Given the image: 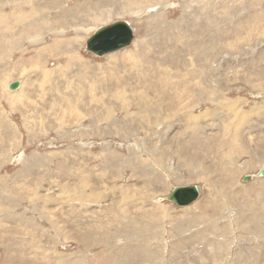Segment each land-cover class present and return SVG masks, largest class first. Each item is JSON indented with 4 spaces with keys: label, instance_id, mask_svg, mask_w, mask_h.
<instances>
[{
    "label": "rangeland",
    "instance_id": "rangeland-1",
    "mask_svg": "<svg viewBox=\"0 0 264 264\" xmlns=\"http://www.w3.org/2000/svg\"><path fill=\"white\" fill-rule=\"evenodd\" d=\"M86 1L0 0V264H264V0Z\"/></svg>",
    "mask_w": 264,
    "mask_h": 264
},
{
    "label": "water",
    "instance_id": "water-1",
    "mask_svg": "<svg viewBox=\"0 0 264 264\" xmlns=\"http://www.w3.org/2000/svg\"><path fill=\"white\" fill-rule=\"evenodd\" d=\"M135 32L129 23L118 20L109 27L100 28L87 42V50L97 56L123 50L131 45ZM20 87V82L10 84V90L15 91ZM258 177H264V169L260 170ZM250 176H245L243 181L248 182ZM202 189L197 185L175 187L167 198L179 207H187L197 201Z\"/></svg>",
    "mask_w": 264,
    "mask_h": 264
},
{
    "label": "bare ground",
    "instance_id": "bare-ground-1",
    "mask_svg": "<svg viewBox=\"0 0 264 264\" xmlns=\"http://www.w3.org/2000/svg\"><path fill=\"white\" fill-rule=\"evenodd\" d=\"M44 2H45V6H44V9L45 10H53L54 8H56V7H58L59 8V6L61 7V10H62V15L63 16H66L72 9H65V6H63V4L64 3H66L67 1H69V0H43ZM104 0H88V1H86V2H84V3H82V4H78V5H76V7H75V9H74V11H78V12H80V13H84V12H86V13H88V12H90V14L92 15L94 12H96L95 10H97L98 9V6L99 5H101V4H103V3H100V2H103ZM33 4V6H34V3H32ZM39 2L37 1V4H35V6H34V11H36V10H38L39 12H41L42 11V7H39ZM43 4V3H42ZM100 8V7H99ZM70 10V11H69ZM47 12V11H46ZM50 12V11H49ZM78 12H76V13H78ZM61 13V12H60ZM100 14H99V16H96L95 15V13H94V16H95V18L93 19V21H95V19H96V21H98V22H108V21H111L113 18H114V15L115 14H117V13H115L114 12V10H109V11H101V12H99ZM121 13V12H120ZM72 14V13H71ZM105 16H107L108 18L107 19H104V17ZM68 17H70V16H68ZM115 23V22H114ZM113 24V23H112ZM112 24H109V25H107V26H104L105 28L106 27H109V26H111ZM102 28V27H101ZM100 29V28H99ZM98 29V30H99ZM133 29V28H132ZM98 30H96V32L98 31ZM134 30V29H133ZM95 32V33H96ZM135 32V31H134ZM94 33V34H95ZM93 34V35H94ZM92 35V36H93ZM91 36V37H92ZM90 37V38H91ZM89 38V39H90ZM88 39V40H89ZM88 40H87V42H88ZM87 44V43H86ZM87 46V45H86ZM116 58V57H115ZM79 61V60H78ZM9 89H10V86H9ZM12 91V90H11ZM236 101H234V102H232L233 104L235 103ZM227 104H226V102H223L222 104H221V106L220 107H224V106H226ZM15 108V107H14ZM16 109V108H15ZM224 110V109H223ZM254 110V109H253ZM252 110V112H254ZM228 111H230V114H232V116H235V113L237 114V112H236V105L234 104V109L233 110H228ZM204 113V112H203ZM201 114V116L198 118V119H200V118H202V117H207V115H210V116H212L213 114V111L212 110H209V111H207V112H205L204 114ZM252 114V113H251ZM243 117V116H242ZM245 117H246V115H245ZM251 119V118H250ZM252 122V121H251ZM242 148H244V147H242ZM213 165V164H212ZM230 167V166H229ZM225 168V167H224ZM196 170H199V169H196ZM226 170H227V168H226ZM227 173H230V171H228L227 170ZM190 179H192V178H190ZM95 186V185H94ZM182 187H185V186H182ZM177 188V187H176ZM93 189L94 190H96L97 192L99 191V189H98V185H96L95 187H93ZM245 190H247V189H245ZM260 191V190H259ZM51 196V195H50ZM170 196V195H169ZM49 197V196H48ZM214 201H215V206L214 207H216V204H219L220 205V202H219V199H218V197L217 198H214ZM201 202V201H200ZM93 203V202H92ZM106 201H103V204L104 205H106ZM198 204V203H197ZM102 205V204H101ZM196 205V204H195ZM191 207V206H190ZM106 211V210H105ZM261 222H264V220H260ZM256 222H258V221H256ZM253 223H255V222H253ZM110 225V224H109ZM252 227H254V228H256V225H252ZM223 239H225L224 237H223ZM108 239H106L105 241H107ZM10 257V256H9ZM263 257V256H262ZM9 259V258H8ZM262 259H264V257L263 258H261V262H263L262 261ZM7 258L5 259V262L8 264V263H10V259L9 260H7ZM5 262H3V263H5ZM260 262V263H261ZM22 264H23V261H22Z\"/></svg>",
    "mask_w": 264,
    "mask_h": 264
}]
</instances>
